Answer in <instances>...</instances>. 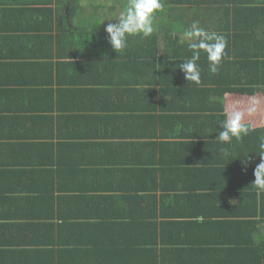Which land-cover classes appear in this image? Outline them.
<instances>
[{"label": "crops", "instance_id": "obj_1", "mask_svg": "<svg viewBox=\"0 0 264 264\" xmlns=\"http://www.w3.org/2000/svg\"><path fill=\"white\" fill-rule=\"evenodd\" d=\"M216 1L162 0L153 34L129 36L117 52L105 29L116 23L126 0H0V264H59L50 253L62 238L96 245V264H264V222L249 216L253 211L232 192L222 193L227 183L213 174L214 164L196 181L179 165L193 150L177 145L166 151L160 136L138 120L113 122L140 115L123 110L136 94L149 101L156 93L147 69L141 77L126 71L134 56L192 54L187 42L179 43L184 29L197 22L215 33L217 6L264 7V0ZM255 13L251 19L260 18ZM253 46L259 43L252 32L245 47ZM209 75L215 74L203 71L201 82ZM253 97L258 111L244 122L264 127L259 94H228L224 110ZM35 147L43 152L35 154ZM55 155L81 174L74 189L96 188L87 195L90 204L58 191L51 197L50 181L38 176L12 185L23 184L22 195L7 194L5 164L15 172L36 160L51 164ZM65 260L72 264L71 257Z\"/></svg>", "mask_w": 264, "mask_h": 264}, {"label": "trees", "instance_id": "obj_2", "mask_svg": "<svg viewBox=\"0 0 264 264\" xmlns=\"http://www.w3.org/2000/svg\"><path fill=\"white\" fill-rule=\"evenodd\" d=\"M216 2L224 3L222 0ZM216 8L215 17L219 19L213 20L211 25L216 28V34L223 35L227 39L225 49L227 55L219 65L221 70L215 75H209L207 83L200 82L197 85L186 81L184 73L178 67L182 61L191 58L192 54L177 50L165 54L148 53L143 60H140L139 56H134L130 65L126 67V71L134 77H141L147 69L148 77L152 80L149 85L156 86V93L152 96V100L150 97L149 101L136 94L137 99L132 101V106L128 109L124 107L123 110L128 112L137 110L140 115L118 117V120L113 122L118 124L121 120L131 123L138 120L140 128L153 129L150 135L160 136L162 139L160 144L163 143L166 146V151L177 145H180L183 150H193L191 159L183 163L179 161V165L187 176L193 177L196 181L205 179V172H208L210 165L214 164L213 174L217 172V176H223L222 181L227 183V188H222V193L232 192L235 199H238L245 208L253 211L249 213V216L254 215L256 222L261 220L262 223L264 222V192H260L251 183L255 179L254 168L260 162L259 143L260 138L264 136V127L253 128L251 124H248L250 127L248 135L240 141L233 138L230 145L222 144L216 138L220 130L219 123L225 119L222 115L225 93L248 96L259 94L264 97V10H262L264 7L252 8L248 4H241L234 8L222 5ZM255 12H259V19L250 18L256 17ZM252 32L254 39L259 43V47L253 46L255 50L245 47L252 37ZM177 46L180 45L177 44ZM241 51L242 53L248 51L250 55L245 57ZM197 63L201 73L206 69L209 71V62L203 51ZM226 66L227 69H225ZM120 68H124L123 64ZM205 87L207 88L204 89ZM157 89L160 95L157 94ZM209 98L213 100L209 102ZM141 104L146 107L144 108ZM217 105L219 108L212 107ZM7 110L14 111L10 106ZM208 127L209 130H206ZM192 129H199L200 132ZM157 130L161 132L158 133ZM183 130H187V133ZM222 148L227 149L228 155L221 152ZM37 152L42 153L43 149L35 147V154ZM247 156L250 160L245 167L241 161ZM186 162L187 166H183ZM19 166L21 169L15 172L11 170L9 164L2 167L3 172L6 173L2 178L8 184V195L24 193L23 184L19 188L12 187L17 180L23 179L25 182H30L39 180L36 178L38 176L45 177V181H50L51 197L58 191L61 195L70 194L73 200L77 199L86 205L93 200L87 195L95 192V187L88 185L77 189L72 187V181L81 174L75 172L76 168L68 164L65 158H56L55 155L51 164H43L41 160H36L35 163ZM45 181H40L43 182L44 187ZM76 191L79 193L78 196L73 195ZM259 215L261 218L257 220ZM75 234L76 232L71 231L69 236L73 237ZM62 240L63 242H59L56 248L58 251L53 250L50 253L60 257L59 264L67 263L65 257L68 256L72 258V264L75 261L79 264H96V245H85L83 240L73 241L72 238H62Z\"/></svg>", "mask_w": 264, "mask_h": 264}, {"label": "clouds", "instance_id": "obj_3", "mask_svg": "<svg viewBox=\"0 0 264 264\" xmlns=\"http://www.w3.org/2000/svg\"><path fill=\"white\" fill-rule=\"evenodd\" d=\"M163 9L162 0H126L122 11H120L116 23H109L106 26L107 39L114 50L120 52L128 45V37L142 35L144 38L150 37L154 32V14ZM187 42V48L192 52L189 59L179 64V69L184 73L186 81L195 84L201 82V71L198 65L201 51L206 53L209 62V71L216 74L222 59L227 55V39L223 35L209 33L193 22L190 27L184 29L180 44ZM227 96L228 94L225 93ZM260 101L250 98L247 105H242L239 101L231 102L222 115L225 119L219 123V131L216 140L222 144H231L233 138L237 141L248 135L250 127L244 122L245 116H253L258 111ZM260 162L254 168V181L251 183L260 192H264V136L260 138ZM221 152L228 155L227 149L222 148ZM250 158H242V164L247 166Z\"/></svg>", "mask_w": 264, "mask_h": 264}]
</instances>
